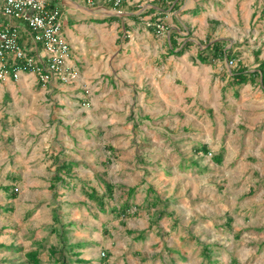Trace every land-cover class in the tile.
<instances>
[{
  "label": "rangeland",
  "instance_id": "obj_1",
  "mask_svg": "<svg viewBox=\"0 0 264 264\" xmlns=\"http://www.w3.org/2000/svg\"><path fill=\"white\" fill-rule=\"evenodd\" d=\"M76 1L101 5L62 8L76 76L0 83V187L17 193L6 202L0 190V264H61L59 252L67 264H209L204 244L211 264H264V86L230 79L264 59V0H182L163 16L140 15L153 0ZM172 30L191 42L182 54L169 53ZM217 39L231 63L198 58ZM54 156L75 164L69 186L49 187ZM105 183L113 198L101 212L82 189L107 194ZM130 187L119 217L111 207ZM35 248L37 263L26 256Z\"/></svg>",
  "mask_w": 264,
  "mask_h": 264
},
{
  "label": "built area",
  "instance_id": "obj_2",
  "mask_svg": "<svg viewBox=\"0 0 264 264\" xmlns=\"http://www.w3.org/2000/svg\"><path fill=\"white\" fill-rule=\"evenodd\" d=\"M62 8L63 0H0V83L24 77L46 86L76 76Z\"/></svg>",
  "mask_w": 264,
  "mask_h": 264
},
{
  "label": "trees",
  "instance_id": "obj_3",
  "mask_svg": "<svg viewBox=\"0 0 264 264\" xmlns=\"http://www.w3.org/2000/svg\"><path fill=\"white\" fill-rule=\"evenodd\" d=\"M100 0H94V3H98ZM105 2H107V4H109L112 8H116V7H122L124 0H119L118 4H115L113 1L110 0H104ZM175 2V3H174ZM174 3V4H173ZM153 4H155L158 9L156 8H149L147 10H144L143 12H141L140 15H148V14H153L155 13V15H159V16H163L164 12L166 11V9L170 6H172V9H178L181 4H182V0H153ZM264 11V10H263ZM189 12L193 15L197 14L199 12V7H193L189 10H185L184 13ZM132 18H137V16H131ZM118 17L117 16H110L109 18H90L87 19V23H103L106 21H112V20H117ZM155 21L156 18H151ZM160 22L157 23H162V21L160 20ZM152 29H156L157 31H159L158 28L153 27ZM170 34V38H169V45L171 46V48L169 49V53H173L174 52V48L175 47H180L181 43L177 44L174 36L177 34V32L175 30H172L169 32ZM191 44L190 41L185 42L180 49L176 52L177 54H182ZM226 40L224 39H217V40H213L211 42H209L205 48H202L198 51V58L203 62V63H210L212 62L214 59L217 58H225L227 60H233L235 58V53L232 52V48H226ZM256 61L258 62V66L257 68L253 69V70H247L244 66H239L237 67L235 70H231V74H230V79H231V83L234 85H242V84H246V83H253L256 81V79H258L260 81V83L264 86V59H259L258 58V52L256 53L255 56ZM196 151H202L204 153L208 152V147L207 144H198L195 147ZM223 158V153L220 151L218 154H216L214 156V160L217 163H221ZM53 165L54 167V172L52 174V176L50 177V184L49 187H52L53 185H55V183H63L66 184V186H69V182H66L65 178L63 177V174H65L66 176H71L72 174V169L73 166L75 164L71 163V162H66V161H62L60 160V158H58L57 156H54V163ZM15 178V177H13ZM83 193L85 194V197L88 200L94 201L97 203V205L100 208L101 212H105L107 211V208H109L108 202L106 200V198H113V185H111L110 183H105V189L107 191V194H101L99 195L97 193V191L94 189L93 186H88L86 187L85 184L83 185ZM3 190H5L7 192V190H9L11 188L10 185H4L1 187ZM135 193V187H130L127 190V194L126 197L124 198V200L122 201L121 204L117 205V206H112L111 210L119 217H124L126 215H128V211L130 210V208L133 205V202H130V198L133 197ZM8 199H14L17 196V193L11 190V193L7 194ZM156 201L153 202H149L147 203V206L149 205H155ZM162 213L157 215V218L161 217ZM264 230V228H263ZM144 231H141L139 233V236L142 237L143 236ZM41 247H43V244H39ZM79 245H82L79 244ZM4 247V246H3ZM9 248H13L16 249V251H20L19 247L16 246H9ZM212 245L210 244H204L202 246V255L208 260V263L211 264L212 261H210V257L212 255ZM53 253H56L55 250H52ZM62 255V259L59 260V262L61 264H67L66 261L64 260V256L62 254V252H59ZM38 250L37 248L32 249L27 251L26 256L27 258L34 263H37L38 261ZM81 262V261H80ZM83 262V261H82ZM236 260L233 259L231 264H235Z\"/></svg>",
  "mask_w": 264,
  "mask_h": 264
},
{
  "label": "crops",
  "instance_id": "obj_4",
  "mask_svg": "<svg viewBox=\"0 0 264 264\" xmlns=\"http://www.w3.org/2000/svg\"><path fill=\"white\" fill-rule=\"evenodd\" d=\"M71 4H75L76 6H79V7H84L85 9H96V8H99V7H101V5L99 4V5H95V4H91V5H95V6H93V7H87V6H85V5H80L79 4V2H77L76 0H63V6H65V7H67V8H71ZM81 13H85L84 11H82V10H80V9H78ZM94 12V11H93ZM64 30H65V33H66V36H67V38H68V40H69V42L71 43V45H72V47H73V51H74V44L72 43V39H71V37H70V35H69V29L68 28H64ZM6 185V184H5ZM7 185H9V184H7ZM0 190H2V192H3V194H4V199H5V201L7 202V201H11V200H13V199H8V196H7V194L8 193H11V191L10 190H12V188H10L9 190H7V192L5 191V190H3L1 187H0ZM8 191H10V192H8ZM16 198V197H15ZM14 198V199H15ZM3 208H4V210L5 209H7V207L6 206H3Z\"/></svg>",
  "mask_w": 264,
  "mask_h": 264
}]
</instances>
